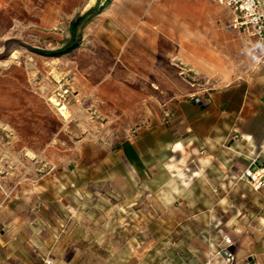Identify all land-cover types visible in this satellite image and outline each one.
I'll list each match as a JSON object with an SVG mask.
<instances>
[{"label": "rangeland", "instance_id": "rangeland-1", "mask_svg": "<svg viewBox=\"0 0 264 264\" xmlns=\"http://www.w3.org/2000/svg\"><path fill=\"white\" fill-rule=\"evenodd\" d=\"M94 1L0 0L4 200L12 196L13 208L18 207L25 219L26 224L20 222L17 229H32V214L50 221L42 230L44 236L13 237L11 246L0 250V261L219 264L226 235L234 242L240 264L251 258L264 264V187L255 190L242 176L253 160V167L264 166V89L254 93L258 106L247 113L256 115V123L243 124L242 129L227 125L226 146L238 144L228 148L227 154L244 161L242 171L235 172L229 169L235 170L237 164L227 159V188H210L206 180L189 188L180 181L178 187L164 168L157 178L149 174L140 180L130 175L115 181L110 171L111 152L120 142L156 127L168 139L187 142L195 131L172 120L175 108L166 102L171 92L157 91L164 103L150 107L149 102L156 103L154 92L143 89L142 77L122 73L127 68L141 75V65L149 58L178 51L173 29L180 24L172 13L177 0H119L102 27L104 35L90 38L94 30L88 26L77 49L60 57L36 52L61 47L69 37L71 19ZM218 6L227 10L228 23L231 10ZM244 51L255 55L254 47ZM200 82L202 87L204 81ZM125 88L133 90L125 95ZM208 92L212 90L206 95ZM187 99L189 104H198ZM60 104L68 117L59 110ZM156 114L162 115L161 123H150V118L146 122ZM247 134L255 136L261 147L238 142ZM165 146L162 158L167 161L172 152L170 145ZM189 148L185 146L181 152L187 153ZM197 154H205V148L198 147ZM39 182L49 185L44 202L32 192ZM223 194L226 199L219 203L218 196ZM5 231L0 227V238H6Z\"/></svg>", "mask_w": 264, "mask_h": 264}, {"label": "crops", "instance_id": "crops-1", "mask_svg": "<svg viewBox=\"0 0 264 264\" xmlns=\"http://www.w3.org/2000/svg\"><path fill=\"white\" fill-rule=\"evenodd\" d=\"M104 1L96 0L89 6L96 2L102 4ZM118 1L110 0L106 8L91 19L83 29L82 42L86 37L84 30L88 26L94 30L89 35L90 38L97 33L104 35L102 27L109 22L112 10ZM177 1L179 3L174 6L172 13L177 24H180L173 29V39L178 51L165 57L162 54H156L154 60L149 58L141 65V75L127 68H123L122 73L132 77H142L143 89L154 92L156 103L149 102L150 107L157 108L164 103L162 96L161 98L157 96V91L171 92V97L166 102L175 108L176 114L172 115V120L179 124H186L187 130L195 131L194 136L187 142L181 140L182 138L168 139L163 135V130L156 127L153 131L141 133L135 139L127 138L112 150L110 171L115 181L122 182L130 175L140 180L146 179L149 174L157 178L164 168L171 179L177 182L178 187L181 186L180 181L183 182L182 186L189 188L196 181L201 186L200 181L206 180L210 188L225 189L228 186L226 179L228 171L240 172L244 167V161L241 158L231 153L227 154L228 148L238 146L235 142L226 146L227 125H233L234 129H242L243 124L256 123V115L248 116L247 113L258 106V98L254 96V93L264 89V63L258 60L257 54L251 53V55L244 51L247 47L252 49L256 45L255 39L248 36L244 38L234 29L227 28V10L219 7L214 0ZM201 80L204 81L202 87H200ZM152 84L156 88H153ZM107 90L110 91V87ZM124 90L126 92L123 91V94L127 95V92L129 94L133 89L125 88ZM206 90H212V92L206 95ZM193 95L200 96L203 103L196 104L192 101L189 104L187 98ZM261 98L264 99L262 96ZM256 113L257 111L254 114ZM149 118L150 123L156 124L163 120L160 114L148 117L146 122H149ZM238 142L246 146L253 143V148L257 149L261 147V142L250 134H247L245 138L241 137ZM167 144L171 146L172 155L166 161L162 158V154L163 149H167L165 146ZM185 146L190 147V150L182 153ZM198 147L205 148V154L202 156L197 154ZM222 147L225 148L222 149ZM176 155L177 158H174ZM227 159L237 164L235 170L227 169ZM221 173H223L222 176ZM32 188V192L38 199L46 201L49 194L47 183L39 182ZM3 192V175L0 172V227L3 226L6 230L4 233L6 238H0V242H4L0 245V250L3 246L9 248L15 236L22 234L31 235L32 238L37 237L36 234L44 236L42 232L45 230L46 223L49 225V219L46 216L39 217L32 214V221H34L32 229H17L19 224H26L23 223L25 219L19 215L18 207L13 208L11 201L13 197L9 196V199L4 200ZM225 199L224 194L222 197L218 196L219 203ZM35 206H37L36 203L32 205L33 208ZM230 250L235 256L230 264H240V261L236 259L233 241ZM250 261L256 264L252 258ZM218 262L226 264L221 256ZM0 264H2L1 261Z\"/></svg>", "mask_w": 264, "mask_h": 264}, {"label": "built area", "instance_id": "built-area-1", "mask_svg": "<svg viewBox=\"0 0 264 264\" xmlns=\"http://www.w3.org/2000/svg\"><path fill=\"white\" fill-rule=\"evenodd\" d=\"M216 3L227 6L232 13L231 20L226 24L227 28H236L256 41L254 52L258 60L264 63V0H214ZM195 102L200 104L203 100L193 95ZM255 160L243 171L244 176L255 190L264 187V166L253 167ZM232 239L224 236L219 254L226 264L234 261V253L230 250ZM245 264H252L246 261Z\"/></svg>", "mask_w": 264, "mask_h": 264}, {"label": "trees", "instance_id": "trees-1", "mask_svg": "<svg viewBox=\"0 0 264 264\" xmlns=\"http://www.w3.org/2000/svg\"><path fill=\"white\" fill-rule=\"evenodd\" d=\"M109 3L110 0H105L102 4L96 2L72 18L69 23V37L61 47L55 50H36V52L46 56L60 57L77 49L82 44L84 27L94 16L106 8Z\"/></svg>", "mask_w": 264, "mask_h": 264}, {"label": "bare ground", "instance_id": "bare-ground-1", "mask_svg": "<svg viewBox=\"0 0 264 264\" xmlns=\"http://www.w3.org/2000/svg\"><path fill=\"white\" fill-rule=\"evenodd\" d=\"M59 110L63 113L64 117H68L69 116V112L67 111V109H65V106L60 104L59 105Z\"/></svg>", "mask_w": 264, "mask_h": 264}]
</instances>
